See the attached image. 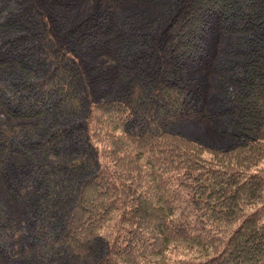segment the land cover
Instances as JSON below:
<instances>
[{"label":"trees","instance_id":"1","mask_svg":"<svg viewBox=\"0 0 264 264\" xmlns=\"http://www.w3.org/2000/svg\"><path fill=\"white\" fill-rule=\"evenodd\" d=\"M105 1L162 11L113 25L106 8L75 20L68 0H0V187L15 208L0 191V264H264V0ZM212 20L245 59L220 61L233 86L205 113L190 64ZM99 52L118 92L91 71ZM201 118L232 144L172 128Z\"/></svg>","mask_w":264,"mask_h":264},{"label":"rangeland","instance_id":"2","mask_svg":"<svg viewBox=\"0 0 264 264\" xmlns=\"http://www.w3.org/2000/svg\"><path fill=\"white\" fill-rule=\"evenodd\" d=\"M68 2L72 7L67 9L68 12L64 11V13L70 19L80 20L85 16L106 8L111 16L116 18V20H111L113 25L125 20V18L131 19L133 15L141 13L147 18L153 19L160 17V11H162L160 6L149 4L125 3L121 6H112L105 0H68ZM140 20L142 19L138 18L137 22ZM214 24L215 20H212L213 31L207 38L205 56L201 58L200 62L190 64L191 74L196 78V82H192L190 86L193 91V97L196 100L197 107L201 108L205 113L218 109L220 100L224 101L226 97L224 82L227 83L233 77L232 71L218 70L220 68V61L224 63L223 68L229 69L233 64L232 60L242 62L245 59L239 56L238 53L236 55L235 51L239 49L235 45L236 41L231 37L219 34ZM110 55L105 52H99L94 58L89 59L88 62L91 71H97L96 73L101 75L104 80L113 82L112 89L118 92L119 88H117L113 80V71H116L114 56ZM104 85L108 84L104 83ZM230 85L233 86L231 82ZM172 128L181 136L191 140H198L204 146L225 148L232 144L229 129L222 122L201 118L198 121L176 124ZM0 191L5 202L8 204V209L14 213V204L10 202L2 187H0Z\"/></svg>","mask_w":264,"mask_h":264}]
</instances>
